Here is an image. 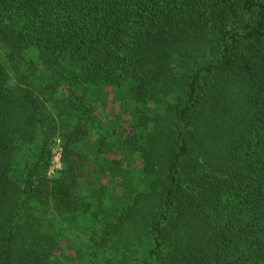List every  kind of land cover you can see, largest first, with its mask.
<instances>
[{"label":"trees","instance_id":"1","mask_svg":"<svg viewBox=\"0 0 264 264\" xmlns=\"http://www.w3.org/2000/svg\"><path fill=\"white\" fill-rule=\"evenodd\" d=\"M83 214L81 264H264V0H0V264Z\"/></svg>","mask_w":264,"mask_h":264},{"label":"rangeland","instance_id":"2","mask_svg":"<svg viewBox=\"0 0 264 264\" xmlns=\"http://www.w3.org/2000/svg\"><path fill=\"white\" fill-rule=\"evenodd\" d=\"M104 95L105 104L102 114L110 116L111 123L115 124L113 116L118 115V105L116 96L112 89H107ZM99 108V105H96ZM127 119V116H121L117 123H121L123 127L126 128L124 120ZM107 122V121H106ZM103 123L100 126V129L103 131L108 124ZM84 168L86 171L95 172L97 171L98 165L94 164L88 160L85 161ZM60 169V149L58 144L54 146L52 151V159L50 169L48 171V177L55 175ZM139 164H132L128 168H123L119 174L118 182L125 183L127 179L132 180L134 184H138V179L140 178ZM128 173V174H127ZM128 175V176H127ZM93 230L96 231V223L88 215H79L75 221H65L63 224L61 222L57 223L56 231L59 233L60 238V250L55 255V257L62 262V264H81V254L85 248H87L88 237L92 236L91 233Z\"/></svg>","mask_w":264,"mask_h":264}]
</instances>
